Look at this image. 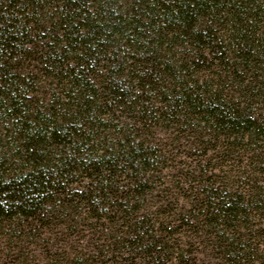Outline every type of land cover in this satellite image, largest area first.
I'll return each instance as SVG.
<instances>
[{"label":"trees","instance_id":"1","mask_svg":"<svg viewBox=\"0 0 264 264\" xmlns=\"http://www.w3.org/2000/svg\"><path fill=\"white\" fill-rule=\"evenodd\" d=\"M33 30L59 57L50 62L62 87L47 105L28 99ZM172 39L194 51L164 49ZM263 64L264 0H0V140L9 139L0 146V222L32 221L54 238L82 221L121 223L117 246L160 258L169 236L138 210L162 156L151 123L194 120L198 138L222 147L264 141V121L249 109L260 95L245 84ZM216 191L201 202L207 218H247L239 198Z\"/></svg>","mask_w":264,"mask_h":264},{"label":"rangeland","instance_id":"2","mask_svg":"<svg viewBox=\"0 0 264 264\" xmlns=\"http://www.w3.org/2000/svg\"><path fill=\"white\" fill-rule=\"evenodd\" d=\"M116 1L125 6L140 0ZM43 11L42 8L40 13ZM33 33L34 44L27 46L23 56L25 67L32 71L26 78L28 99L47 105L50 94L60 92L62 87L60 75L50 62L52 57H59L57 53H48L51 46L43 32ZM162 45L178 52V56L194 51L192 45L183 47L178 39ZM120 51V47L114 49L115 53ZM197 66L205 69L208 62H199ZM248 77L245 84L250 82V88L260 95L251 100L249 109L258 112L264 121V64ZM157 94H152L148 106L150 102H159ZM122 114L127 123L133 122V113L128 109L122 108ZM183 123L174 127L152 122L150 126V135L162 156L153 174V192L137 206L139 212L151 213L146 219L161 221L164 235L169 236L160 258L117 246V233L124 229L121 223L82 221L62 226L64 230L54 238L52 232L32 221L33 226L27 227L3 221L0 264H178L179 258L188 264H264V141L235 139L232 146L222 147L221 142L198 138L194 120ZM8 140L1 139L0 146H7ZM210 191L239 198L246 207L247 218L234 225L207 218L206 204L201 202H210Z\"/></svg>","mask_w":264,"mask_h":264}]
</instances>
